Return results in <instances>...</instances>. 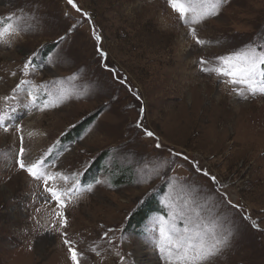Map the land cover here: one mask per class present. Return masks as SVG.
<instances>
[{"label": "rangeland", "instance_id": "obj_1", "mask_svg": "<svg viewBox=\"0 0 264 264\" xmlns=\"http://www.w3.org/2000/svg\"><path fill=\"white\" fill-rule=\"evenodd\" d=\"M74 2L91 16V24L66 0H0V21L26 29L19 35L14 30L5 36L9 43H0V97L11 94L33 51L45 46L37 65H47L48 56L54 61L60 57L58 64L38 68L27 79L43 99L49 98L47 91L70 98L45 111H29L26 92L21 93L8 102L5 123L22 125L32 159L58 142L63 154L49 157L55 165L51 171H79L81 188L93 185L92 192L81 191L65 210L68 237L83 254L81 264H167L151 227L165 214L169 179L176 177L195 186L202 201L215 204L232 231L230 247L216 264H264V96H237L224 78L201 72L197 63L201 57L212 62L250 42L264 43V0H229L219 15L195 25L206 41L203 47L187 34L167 0ZM74 24L57 47L54 42ZM93 25L102 36L100 47L108 53L109 66L126 84L102 66ZM141 107L142 123L159 138L160 149L136 127ZM77 128L79 138L61 142ZM17 149V133L0 127V264H71L59 233L47 231L56 220L55 204L45 202L42 182L15 166ZM169 149L215 175L225 185L220 191L242 210L222 203L218 185L190 163L176 158L170 165ZM121 171L123 181L117 183ZM91 177L94 181L86 183ZM149 200L160 210L139 229H128L139 206ZM108 229L114 231L105 238Z\"/></svg>", "mask_w": 264, "mask_h": 264}, {"label": "snow or ice", "instance_id": "obj_2", "mask_svg": "<svg viewBox=\"0 0 264 264\" xmlns=\"http://www.w3.org/2000/svg\"><path fill=\"white\" fill-rule=\"evenodd\" d=\"M32 2L35 4L38 3V0H32ZM228 2L229 0H167L168 6L178 14L181 23L187 26V34L191 36L196 45L201 47L206 44V41L198 36L195 25L219 15L221 7ZM66 4L80 13L90 24L92 23L91 16L87 12H83L74 0H66ZM66 15H70V13H66ZM5 19L12 21L13 17L7 16ZM31 19L39 24L43 23L39 16H33ZM76 27L77 25H72L65 35L59 36L58 40L54 42L55 45L59 47L67 39V35ZM14 30L17 35L21 31H26V29L15 27L12 23L5 25L3 21H0V43H9L5 40V36L12 35ZM91 36L96 42V53L102 62V66L113 73L114 80L119 84H126V78L120 77L117 71L109 66L107 62L108 53L100 47L102 36L97 32L94 25ZM44 47L42 45L40 49L33 51L24 61L19 69L22 76L11 90V94L0 97L5 102V108L0 109V127L5 133L10 130L17 133L18 149L13 160L15 166L33 180L42 182L43 194H46L44 195L45 202L55 204L57 209L55 212L56 220L53 221L51 228L47 231L59 233L61 243L67 248L68 259L71 264H81L83 254L78 250L76 242L68 237L69 221L65 210L81 191L92 192L93 185L90 184L84 189L81 188L79 177L83 174L82 172L66 174L61 171H51L55 165L49 157L55 153L56 157L59 158L63 154L59 151L58 142L50 146L42 156L32 159L28 156L24 146L25 136L22 125L19 122L10 125L5 123L10 114L11 106L8 102L16 101L21 93L26 92L29 111L33 109L45 111L59 106L60 103L70 98L64 92L53 97V93L47 91L46 94L49 98L43 99L37 91V86L27 79L38 68L55 66L60 62L59 56L55 61L51 56H48L47 65L44 63L37 65L35 60L41 55ZM197 63L201 72L224 78L222 82L233 86V92L237 96L245 99L248 96H264V43L250 42L227 55L214 57L212 62L201 57ZM210 63L212 64L211 67H209ZM11 75L15 77L16 71H13ZM74 78L72 77V79ZM129 90L131 91V89ZM137 98L139 99L138 96ZM139 112L141 119L137 121L136 127L142 131L145 137L156 140L155 148H162L159 138L142 123L144 108L141 107ZM28 135L33 134L30 132ZM168 151L173 157L170 165L176 164V158L190 163L197 173L208 177L213 184L218 185L217 191L224 197L222 203H226L233 209L242 210L239 204H233L228 199L227 193L220 191L225 185L219 184L217 177L207 169L202 168L197 160L190 159L182 152H175L172 149ZM179 166L183 167L182 164ZM160 174V170H156V175ZM58 181H62L63 184L57 183ZM95 183L100 184L102 181L96 180ZM168 191L169 195L165 198V214L157 217L151 227L152 231L158 233L159 251L164 255L167 264H216L220 256L230 247L232 231L221 220L215 204L210 205L206 199L202 201L198 189L187 181L180 180L179 177L169 179ZM175 193L178 194L174 196ZM244 218L250 219L249 216ZM252 226L258 227L257 222L252 221ZM112 231L114 230L108 229L104 233V237L107 238L108 233Z\"/></svg>", "mask_w": 264, "mask_h": 264}, {"label": "trees", "instance_id": "obj_3", "mask_svg": "<svg viewBox=\"0 0 264 264\" xmlns=\"http://www.w3.org/2000/svg\"><path fill=\"white\" fill-rule=\"evenodd\" d=\"M50 51L47 52V54L49 53ZM84 125V124H83ZM69 135V136H68ZM81 135V133L78 132V128L75 129L74 131H71L69 133H66L62 139H61V142L63 143H67L69 141H72L74 139H77L79 138ZM105 156H101L100 159H99V163L104 159ZM98 162V161H96ZM95 162V163H96ZM123 175L122 174V171H121V174L119 176H117V183H121L123 180ZM83 181H84V178H82ZM86 179V178H85ZM94 180H93V177L89 178L86 183H92ZM160 210V207L158 206V204L156 202H154L153 200H149V201H146L144 202L142 205L139 206V208L137 209L136 213H135V217L133 218V220H130L129 221V226H128V229H131L132 227L134 229H139L140 227H142L146 220L149 219L150 215L153 214V213H156L157 211Z\"/></svg>", "mask_w": 264, "mask_h": 264}]
</instances>
